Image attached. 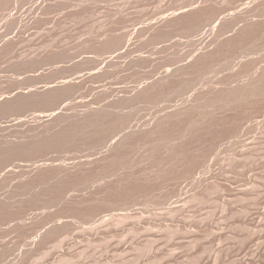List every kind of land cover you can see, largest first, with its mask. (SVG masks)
Instances as JSON below:
<instances>
[{"label":"rangeland","instance_id":"rangeland-1","mask_svg":"<svg viewBox=\"0 0 264 264\" xmlns=\"http://www.w3.org/2000/svg\"><path fill=\"white\" fill-rule=\"evenodd\" d=\"M48 1L0 0V264H264V96L232 63L263 66L262 36L191 63L252 0Z\"/></svg>","mask_w":264,"mask_h":264},{"label":"bare ground","instance_id":"bare-ground-1","mask_svg":"<svg viewBox=\"0 0 264 264\" xmlns=\"http://www.w3.org/2000/svg\"><path fill=\"white\" fill-rule=\"evenodd\" d=\"M51 1H52V0H49L48 2L50 3ZM205 1H207V0H205ZM205 1H204V2H205ZM208 1H210V0H208ZM211 1H212V0H211ZM211 1H210V2H211ZM204 2H203V4H204L203 8L206 7L205 5L207 4L206 2H205L206 4H205ZM210 2H209V3H210ZM46 3H47V2H46ZM51 3H52V2H51ZM54 3H55V1H54ZM54 3H53V4H54ZM55 5H56V3H55ZM55 5H54V6H55ZM200 5H202V3H201ZM208 5H209V4H208ZM208 5H207V6H208ZM49 6H51V5L49 4ZM49 6H48V4H47V7H49ZM211 6H212V4L208 6L209 8H205V9L208 10V9L211 8ZM200 7H201V6H200ZM212 7H213V6H212ZM44 8H45L46 10L48 9V12H50V11H52V9L50 10V8H55V7H53V5H52V7L46 8L45 5H44ZM201 8H202V7H201ZM203 8H202V9H203ZM241 8H242V7H241ZM236 9H237L238 11H237L236 13L234 12V13H235V17H234L232 20H230V21H227V20H226V21H222V20H221L222 23H221V26H220V28H219V34H220V36H222V37L225 35L224 33H226V32L231 31V33H230V34L228 33L229 35H228L225 39H224V37H223V38L219 37L220 39H222L220 42H218L219 40H218V38H217L218 41L215 43V40H216V38H215V39H214V43L212 42L213 44H209V45H208V44H207L208 42L206 43L207 45L204 44L203 49L201 48V49H202L201 53L198 55L197 58L194 57L195 59H193V61H192L191 63H194V62L197 61V64H198V63H201V62H204V61L206 62V61H207L208 59H210V58L213 59L212 56L215 55L216 52L219 53V50H221V49H225V47H227L228 45H230V44H231L232 42H234V41H235L234 43H236L237 38L239 39V37H245V36H247V35H249V34H250V36H248V37H251V33H254V32H257V33H258V34L256 33L255 36H256V35L258 36L259 34H261V35H260V37L262 36V42H261V43H263V46H264V0H252L248 5H246V6H245L244 8H242L241 10H239L240 8H236ZM49 10H50V11H49ZM202 11H203V13H205L204 11H206V10L203 9ZM208 12H209V10H208ZM201 13H202V12H201ZM234 13H233V14H234ZM205 14H207V11H206ZM205 14H203L202 16H204ZM202 16H201V17H202ZM219 20H220V19H219ZM202 22H203V21H202ZM204 23H205V22H204ZM219 23H220V22H219ZM217 24H218V23H217ZM203 25H205V24L202 23V26H203ZM200 26H201V24H200ZM198 27H199V26H198ZM198 27H197V28H198ZM216 27H218V25H217ZM199 29H202V27H200ZM216 30H217V29H216ZM226 35H227V33H226ZM226 35H225V36H226ZM249 39H250V38H249ZM252 39H253V38H252ZM258 39H259V37H258L256 40H258ZM242 40L245 41L246 39H245V40H244V39H241V41H240L241 44L243 43ZM112 41H113V40H112ZM253 41H254V40H253ZM109 42H110V41H109ZM240 42L238 41V43H236V44L238 45V44H240ZM245 43H246V42H245ZM111 44H112V43H111ZM248 44L250 45V42H249ZM202 45H203V44H202ZM111 46H112V45H111ZM261 46H262V44H261ZM49 47H50V46H49ZM183 47H184V46H183ZM228 47H229V46H228ZM228 47H227V48H228ZM259 47H260V43H259ZM51 48H52V52H53L54 47H51ZM186 48H187V47H186ZM232 48H233V45H232ZM246 48H247V47H246ZM46 49H48V48H46ZM58 49H60V48L58 47ZM174 49H175V48H174ZM199 49H200V48H199ZM199 49H198V50H199ZM228 49H229V48H228ZM230 49H231V48H230ZM252 49H253V48H252ZM257 49H260V48H257ZM56 50H57V49H56ZM225 50H226V49H225ZM242 50H243V49H242ZM41 51L43 52V50H41ZM41 51H39V52H41ZM48 51H49V50H48ZM48 51L45 50L44 53H46V52H48ZM50 51H51V50H50ZM57 51H58V50H57ZM174 51H175V50H174ZM177 51H179V48H178ZM182 51H183V50H182ZM195 51H196V50H195ZM232 51H233V49H232ZM246 51H247V50H246ZM258 51H259V50H258ZM258 51H256V52L258 53ZM260 51H261V49H260ZM42 52H41V53H42ZM189 52H190V51H189ZM221 52H224V51L221 50ZM242 52H244V51H242ZM242 52H241V53H242ZM37 53H38V52H37ZM37 53H36V54H37ZM41 53H40V54H41ZM44 53H43V54H44ZM164 53H165V52H164ZM167 53H168V52H167ZM187 53H188V52L186 51V53L180 55V57H182L183 55H185V54H187ZM192 53H193V51H191V54H192ZM248 53H250V52L248 51ZM248 53H247V54H248ZM251 53H252V52H251ZM251 53H250V54H251ZM36 54H35V55H36ZM38 54H39V53H38ZM197 54H198V53H197ZM35 55H34V57H37V56H35ZM47 55H48V53H47ZM169 55H170V54H169ZM171 55H172V54H171ZM171 55H170V56H171ZM177 55H178V54H177ZM192 55H194V54H192ZM241 55H242V54H241ZM244 55H245V53H244ZM32 56H33V55H32ZM38 56H39V55H38ZM44 56H45V55H44ZM167 56H168V55H167ZM170 56H169V57H170ZM173 56H174V54H173ZM217 56H218V55L216 54L215 57H217ZM261 56L263 57V54H262ZM261 56H260V58H262ZM40 57H41V55H40ZM175 57L177 58V56H175ZM180 57H179V58H180ZM189 57H190V56H189ZM219 57H221V55H220ZM238 57H239V56H237L235 59H237ZM245 57H246V56H245ZM245 57H244V58H245ZM257 57H258V56H257ZM38 58H39V57H38ZM41 58H42V57H41ZM244 58H243V59H240V58H239L240 60L237 59V60H235V62H232V63H234V65H235L236 67H238L237 70H239L240 72H241L243 69H246V68H247V70H248L249 73H250V74H249V77H252V78L249 79L250 82H249V81H248V82L245 81V80H246L245 78H240V79H241L240 82H244V81H245L246 84H247V83H249V84L245 85V84H244L245 82H244V83H243L244 85H243L242 83L239 82L240 84H242V86L239 87V85H238V83H237L236 86L238 85L237 87H239V88L235 87V86H234V85H235V84H234L235 82H234V80L231 79V78L233 77V75H232L231 77H230V75H229V74H230V71H229V74H228V76H229V78H230L229 81H228V79H227V81L225 80V81H226L225 83H224V82H221V81H223L224 79H226V78H224L223 80H220V83H222V84H224V85H226V84L229 85L230 80H232V81L234 82V83H233L234 85L231 86V88H232V89H231V88H230V85H231L232 83H230V85H229L228 88H230V89L233 90V91L235 90V89H233V86H234V88H237V89H236L237 92L235 91L234 93H238L237 95H238V96H241V98H248V100H249V99H253V97H256V96H259V97H260V96H264V65H263V66L261 65V67H260V65H259V68H256L255 64H257L258 60H257V62L255 63V61H252V60H250L249 58H246V59H244ZM253 58H254V57H253ZM27 59H29V58H27ZM27 59H25V60H27ZM30 59H31V58H30ZM30 59H29V60H30ZM33 59H34V58H33ZM42 59H43V58H42ZM171 59L174 60L175 58L171 57ZM232 59H234V58H232ZM256 59H257V58H256ZM258 59H259V57H258ZM262 59H264V57H263ZM262 59H261V61H262ZM25 60H24V62H25ZM37 60H39V59H37ZM157 60L159 61V59H157ZM181 60H182V59H181ZM191 60H192V59H191ZM214 60H215V58H214ZM39 61H41V60H39ZM158 61H156V62H158ZM161 61H162V60H161ZM189 61H190V60H188V62H189ZM216 61H217V60H216ZM216 61H214L213 63H216ZM231 61H232V60H231ZM233 61H234V60H233ZM29 62H30V61H29ZM29 62H28V61L26 62V64L28 65V67H27V65H25V64L23 63V60H21V63H23V64H22L23 66H22V65H20V66L24 67V65H25V67H27V68H26V69H25V68H23V69L20 68V69H21V70H24V69H25V70L27 71V69L30 67V65H29L30 63H29ZM34 62H35V60H34ZM36 62H37V64H39L38 61H36ZM229 62H230V61H229ZM32 63H33V61H32ZM32 63H31V64H32ZM159 63H160V62H159ZM232 63H228V64H232ZM17 64H20V61H19V63H17ZM35 64H36V63H35ZM143 64H144V63H143ZM185 64H186V63H185ZM221 64H222V63H221ZM223 64H224V63H223ZM228 64H227V65H228ZM259 64H260V61H259ZM261 64H262V62H261ZM14 65L17 66L16 64H14ZM158 65H159V64H158ZM204 65H205V64H204ZM209 65H211V64H209ZM212 65H213V64H212ZM214 65H216V64H214ZM218 65H219V64H218ZM232 65H233V64H232ZM232 65H230V66H232ZM257 65H258V64H257ZM185 66H186V65H185ZM187 66H188V65H187ZM187 66H186V67H187ZM200 66H201V65H199V67H200ZM216 66H217V65H216ZM220 66H221V65H220ZM224 66H225V64H224ZM224 66H222L223 69H224ZM32 67H33V66H31L30 68H32ZM34 67H35V66H34ZM183 67H184V66H183ZM188 67H189V66H188ZM197 67H198V66H197ZM211 67H212V66H211ZM232 67H234V66H232ZM232 67H231V68H232ZM12 68H13V66H12ZM15 68H16V67H15ZM15 68L12 69V70H15ZM181 68H182V67H181ZM193 68H194V67H193ZM195 68H196V67H195ZM218 68H219V67H218ZM222 68L220 67V68L218 69V71H219L220 69H222ZM229 68H230V67H229ZM229 68L227 67V68H225L224 70L226 71V69H229ZM231 68H230V69H231ZM33 69H34V68H33ZM189 69H191V70L193 71L192 67L189 68ZM199 69H200V68H199ZM254 69H255V70H254ZM29 70H30V69H29ZM180 70H181V69H180ZM182 70L184 71V74L182 73V72H183V71H182V72H181V77H183L185 74H187V73H186L187 71H186L185 69L182 68ZM187 70H188V68H187ZM194 70H195V69H194ZM208 70H209V69H208ZM215 70H216V68H215ZM233 70H236V69H233ZM17 71H18V70H17ZM30 71H31V70H30ZM185 71H186V72H185ZM195 71H197V70H195ZM195 71L192 72V74H191L192 76L195 74ZM221 71H223V70H221ZM231 71H232V70H231ZM243 71H244V70H243ZM248 71L246 72V70H245L244 73L241 72V75L244 77V74H246V73L248 74ZM20 72H21V71H20ZM28 72H29V71H28ZM172 72H173V71H172ZM172 72H171V73H172ZM175 72H176V71H175ZM179 72H180V71H179ZM210 72H211V71H209V73H210ZM219 72H220V71H219ZM236 72H237L236 77L238 76V78H239L240 72H238V71H236ZM171 73L168 74L169 76L171 75L170 77L167 76V75H166V76H167V78L169 77L168 79H171V80H172V78H173L172 75H173V74H171ZM190 73H191V71L189 72V74H190ZM193 73H194V74H193ZM199 73H201V71H200ZM209 73H208V74H209ZM221 73H222V72H221ZM221 73H216V74H214V73H210V74H213L212 76H215V75H216V76H217L216 79L219 80L220 78H218V77H220V76L217 75V74H220V75H221ZM226 73H227V72H226ZM242 73H243V74H242ZM182 74H183V76H182ZM189 74H188V75H189ZM196 74H198V71H197ZM201 74H202V73H201ZM235 74H236V73H235ZM235 74H234V76H235ZM247 74H246V76H247ZM202 75H204V74H202ZM202 75H201V76H202ZM241 75H240V77H242ZM250 75H252V76H250ZM174 76H176V75L174 74ZM189 76H190V75H189ZM192 76H191V77H192ZM207 76H208V75H207ZM207 76H206V77H207ZM171 77H172V78H171ZM206 77H205V78H206ZM221 77H222V76H221ZM223 77H224V76H223ZM225 77H226V76H225ZM247 77H248V76H247ZM249 77H248V78H249ZM167 78L165 77V79H167ZM175 78H176V77H175ZM175 78H174V79H175ZM177 78H178V77H177ZM185 78L187 79L186 76L183 77V79H185ZM188 78L190 79V77H188ZM201 78H202V77H201ZM201 78H200V79H201ZM205 78H203V79H205ZM210 78H211V75H210ZM210 78H208V79H210ZM227 78H228V77H227ZM233 78H234V79H237V78H235V77H233ZM168 79H167V80H168ZM192 79H193V78H192ZM198 79H199V77H198ZM200 79H199V80H200ZM240 79H239V80H240ZM243 79H245V80L243 81ZM171 80H169V81H171ZM211 80H212V78H211ZM211 80H210V81H211ZM173 81H174V80H173ZM208 81H209V80H208ZM208 81H207V82H208ZM216 81H217V80H215V82H214L215 84H216ZM232 81H231V82H232ZM235 81H236V80H235ZM166 82H168V81H166ZM166 82H165V83H166ZM182 82H184V81H182ZM191 82H192V81H191ZM195 82H196V81H195ZM195 82H194V85H196ZM201 82H202V81H201ZM217 82H218V81H217ZM237 82H238V81H237ZM163 83H164V82H163ZM165 83H164V84L161 83L162 85H161V84H156V85H161V86L164 87V86L166 85ZM173 83H174V86H175L176 83H175V82H173ZM187 83H188V82H187ZM197 83H198V82H197ZM204 83L207 85L206 82H204ZM208 83H209V82H208ZM212 83H213V82H212ZM170 84H171V83H170ZM178 84L181 85V83H179V82L177 83V85H178ZM199 84H200V83H199ZM201 84H202V83H201ZM205 84H204L203 86H205ZM210 84H211V82H210ZM215 84H212V86H213V85L215 86ZM222 84H221V85H222ZM156 85H154V87L157 89L158 86L156 87ZM172 85H173V84H172ZM172 85H170V88H167V89H166L167 93H168V91H169L168 89L171 90V88L174 87V86H172ZM177 85H176L175 87H176V89H177V91H178V90H180L179 88H182V87H183L184 83H183L182 87H179V88L177 87ZM179 85H178V86H179ZM188 85H189V84H188ZM217 85H218V83H217ZM161 86H160L159 88L164 89V88L168 87V86H166V87L163 88V87H161ZM171 86H172V87H171ZM184 86H185V85H184ZM191 86H193V84H192ZM198 86H199V85H198ZM210 86H211V85H210ZM210 86H209V88H210ZM212 86H211V88H212ZM185 87H187V84H186ZM185 87H183V88H185ZM188 87H189V86H188ZM188 87H187V88H188ZM205 87H206V86H205ZM217 87H218V86H217ZM222 87H223V85H222ZM222 87H221V88H222ZM226 87H227V86H225V88H226ZM152 88H153V87H151V89H152ZM183 88H182V89H183ZM200 88H202V87H200ZM221 88H219V89H221ZM225 88H224V89H225ZM148 89H149V91L152 92V90H151L150 88H148ZM156 89H155V91H156ZM173 89H175V88H173ZM173 89H172V90H173ZM176 89H175V90H176ZM189 89H190V87H189ZM205 89H206V88H205ZM213 89H214V91H216V90H215L216 88H213ZM219 89H218V91H219ZM143 90H145V89H143ZM185 90H186V89H185ZM200 90H201V89H200ZM200 90H199V91H200ZM202 90H204V89H202ZM207 90H208V89H207ZM210 90H211V89H210ZM222 90H223V89H222ZM231 90H230V91H231ZM141 91H142V90H141ZM141 91L139 90V92H135V93L138 94V93H141ZM146 91L148 92L147 89H146ZM153 91H154V89H153ZM157 91H158V89H157ZM164 91H165V89H164ZM173 91H174V90H173ZM181 91H183V90H181ZM186 91H187V90H186ZM191 91H192V90H191ZM220 91H221V90H220ZM223 91H224V90H223ZM227 91H228V90H227ZM51 92H52V91H51ZM144 92H145V91H144ZM144 92H142V94H143ZM147 92H146V93H147ZM158 92H162V93H163V90L160 89ZM169 92H172V91H169ZM174 92H175V91H174ZM174 92H172V93L175 94ZM178 92H179V91H178ZM195 92H196V91H195ZM195 92H194V93H195ZM200 92H201V91H200ZM205 92H206V91H205ZM208 92H210V91H208ZM132 93L135 94L134 92H131V94H132ZM162 93H161V94H162ZM167 93L165 92L166 95H167ZM202 93H203V91H202ZM206 93H207V92H206ZM212 93H213V91H212ZM216 93H217V92H216ZM216 93H215V94H216ZM224 93H226V92H224ZM228 93H229V92H228ZM230 93H231V92H230ZM234 93L232 92V94H234ZM46 94H47V93H46ZM127 94H128V93H127ZM137 94L135 95V97H133V96L130 95V94H129L130 96H129V95H126V96H129V97H131V96L133 97V99H132V98H129V102H128V100H126V99H125V101H127L126 103H124L125 101H124V102L122 101L123 99L119 100V104H117V103L115 102L116 105H121L120 103L122 102V105L119 106V108H120L121 110L118 109V108H114V109H116L117 111L120 110L121 113H124V114H123L124 116H123V115L121 116V117H123V120H124V117L127 116V114H128L126 111H125L126 113L124 112V110L126 109L125 107H126L127 105L129 106V104H132V105L134 104V103H132L131 101L134 100V99L136 98V96H139V94H138V95H137ZM142 94H141V95H142ZM152 94H153V93H150L151 96H152ZM157 94H159V93H157ZM157 94H156V95H157ZM163 94H164V93H163ZM163 94H162V96H163ZM165 94H164V96H163L164 99H166L165 97H167V96H165ZM180 94H182V93H180ZM180 94H178V96H179ZM184 94H185V93H184ZM184 94H183V95H184ZM203 94H204V93H203ZM232 94H231V95H232ZM44 95H45V94H44ZM47 95L51 96V95H53V94H52V93H49V94H47ZM54 95H55V92H54ZM147 95H149V92L147 93ZM171 95H172V94H170V96H169L170 98H171ZM192 95H194V94H192ZM197 95H198V94H197ZM197 95H196V96H197ZM224 95H225V94H224ZM227 95H228V94H226V96H227ZM234 95H235V94H234ZM144 96H145V94H144ZM144 96L141 97V99L144 98V100H145V98H147V96H146V97H144ZM159 96H160V95H159ZM172 96L174 97V95H172ZM198 96H200V95H198ZM235 96H236V95H235ZM235 96H234V99L237 97V96H236V97H235ZM44 97H47V96H44ZM148 97H149V96H148ZM155 97H156V96H155ZM160 97H161V96H160ZM160 97H159V98H158V97L155 98V99H157L156 101H160V100H158V99H160ZM200 97H201V96H200ZM202 97H203V96H202ZM206 97H207V96H206ZM206 97H205L204 100H206ZM224 97H225V96H224ZM122 98H125V95H124V97H122ZM126 98H127V97H126ZM149 98H153V97H149ZM149 98H147V99H149ZM161 98H162V97H161ZM170 98H169V99H170ZM176 98H177V97H176ZM181 98H182V97H181ZM196 98H197V97H195V100H196ZM211 98H212V97H211ZM231 98L233 99V97H231ZM237 98H238V97H237ZM47 99H49V98H47ZM139 99H140V97H139ZM139 99H137V100L139 101ZM153 99H154V98H153ZM172 99H173V98H172ZM174 99H175V97H174ZM198 99H199V97H198ZM234 99H233V100H234ZM130 100H131V101H130ZM151 100H152V99H151ZM162 100H163V99H162ZM162 100H161V101H162ZM166 100H167V99H166ZM170 100H171V99H170ZM181 100H182V99H181ZM183 100H185V99H183ZM186 100H187V99H186ZM188 100H189V99H188ZM188 100L185 101V102H187L186 104H188V105H186L185 102H183V104H182L181 107L185 106V107L187 108V106H189V107L191 108L192 105H193V102L191 101L190 103H188ZM202 100H203V99H202ZM227 100H228V99H227ZM230 100H231V99H229V101H230ZM233 100H232V101H233ZM120 101H121V102H120ZM134 101L137 102L136 100H134ZM134 101H133V102H134ZM141 101H143V100H141ZM147 101H149V100H147ZM147 101H146V102H147ZM163 101H164V100H163ZM189 101H190V100H189ZM245 101H246V100H245ZM252 101H253V100H252ZM130 102H131V103H130ZM146 102H145V103H146ZM152 102H153V101H152ZM165 102H166V101H165ZM173 102H174V101H173ZM194 102L196 103V101H194ZM222 102H225V101L223 100ZM226 102H227V101H226ZM226 102H225V103H226ZM113 103H114V102H113ZM143 103H144V102H143ZM148 103H149V102H148ZM148 103H147V104H148ZM157 103H158V102H157ZM161 103H162V102H161ZM161 103H160V104H161ZM167 103H168V102H167ZM195 103H194V105H195ZM219 103H220V102H219ZM115 104H114V107H115ZM147 104H145L146 107L148 106ZM153 104H155V103H153ZM158 104H159V103H158ZM162 104H163V103H162ZM175 104H176V103H175ZM228 104H229V103H228ZM228 104H227V105H228ZM108 105H109V104H107L106 106H107V109L109 110L110 107L108 108ZM111 105H112V104H111ZM111 105H109V106H111ZM137 105H138V104H137ZM139 105H140V104H139ZM149 105H150V104H149ZM155 105H156V104H155ZM172 105H173V104H171V107H172ZM176 105H177V104H176ZM180 105H181V104H180ZM190 105H191V106H190ZM222 105H224V103H223ZM227 105H226V106H227ZM112 106H113V105H112ZM112 106H111V107H112ZM140 106H141V105H140ZM143 106H144V105L142 104V107H143ZM153 106H154V105H153ZM157 106H159V105H157ZM167 106H168V105H167ZM167 106L164 105L163 107H167ZM214 106H215V105H214ZM217 106H219V104H218ZM220 106H221V105H220ZM117 107H118V106H117ZM151 107H152V106H151ZM160 107H161V106H160ZM169 107H170V105H169ZM169 107H168V109H169ZM181 107H179V108H181ZM185 107H183V108L186 109ZM189 107H188V108H189ZM224 107H225V106H224ZM224 107H223V109H224ZM129 108H131V107H129ZM129 108H128V109H129ZM133 108H134V107H133ZM135 108H136V107H135ZM137 108H138V107H137ZM137 108H136V109H137ZM173 108H174V107H173ZM177 108H178V107H177ZM179 108H178V110L176 109L178 112L174 111L175 108H174V110H173L174 112H173V111L171 110V108H170V111H171L170 113H172L171 115H173V114H175L174 116H176V115H181V112H179V110H180ZM183 108H181V109H183ZM188 108H187V109H188ZM190 108H189V109H190ZM107 109H106V107H105V111H106ZM111 109H112V111H111V112H106V114H107V113H110V115L113 117V114H111V113L113 112V108H111ZM111 109H110V110H111ZM156 109H158V108H156ZM163 109H165V108H163ZM163 109H162V110H163ZM215 109H216V107H215ZM116 110H114V111H116ZM133 110H134V109H133ZM133 110H132V111H131V110H128V112L131 111L132 114H134ZM141 110H142V109H141ZM154 110H155V109H154ZM159 110H160V109H159ZM159 110H158V111H159ZM166 110H167V109H166ZM217 110H218V107H217ZM137 111H138V110H137ZM137 111H136V112H137ZM152 111H153V110H152ZM155 111H156V110H155ZM164 111H165V110H164ZM164 111H163V112H164ZM180 111H181V110H180ZM184 111H185V110H184ZM218 111H219V110H218ZM222 111H223V110H222ZM222 111H221V112H222ZM131 112L129 113L130 116H131ZM153 112H154V111H153ZM156 112H157V111H156ZM160 112H161V111H160ZM168 112H169V110H168ZM175 112H176L177 114H176ZM216 112H217V111H216ZM216 112H215V113H216ZM225 112H226V111H225ZM113 113H114L115 115L118 116L117 113H119V112H117V113H116V112H113ZM121 113H119V116L121 115ZM157 113H159V112H157ZM165 113H167V112H165ZM182 113H184L183 110H182ZM219 113H220V112H219ZM219 113H218V114H219ZM106 114H105V117H106ZM125 114H126V115H125ZM129 114H128V115H129ZM167 114H168V113H167ZM184 114H185V113H184ZM209 114H210V113H209ZM110 115L108 114L109 117H106L107 119L104 117V118L106 119L105 121H103V120H104L103 117H100V119L102 118V119H101V122H102V121H103V123H104V122H107V121L109 122L108 118L110 119ZM115 115H114V117H115ZM137 115H138V114H137ZM155 115H156V114H155ZM157 115H158V114H157ZM163 115H164V114H163ZM169 115H170V114H169ZM171 115H170V116H171ZM182 115H183V114H182ZM214 115H215V114H214ZM216 115H217V114H216ZM117 116H116V117H117ZM119 116H118V117H119ZM160 116H161L162 118H165L167 115H164L165 117H163L162 115H160ZM160 116H159V117H160ZM170 116H169V117H166V120H167V118L169 119ZM64 117H65V115H64ZM97 117H99V116H97ZM116 117H115V118H116ZM118 117H117V118H118ZM132 117H134V116H132ZM132 117H131V118H132ZM159 117H158V119H156V121L159 120ZM161 117H160V118H161ZM91 118H92V117H91ZM125 118H126V117H125ZM162 118H161L160 121H163V122H164L165 120H163ZM204 118H205V117H204ZM62 119L65 120L66 118H62ZM98 119H99V118H98ZM119 119H120V121H121V118H119ZM126 119H128V116H127ZM132 119H135V118H132ZM136 119H139V118L136 116ZM136 119H135V120H136ZM64 120H62V121L64 122ZM77 120H78V119H77ZM82 120L84 121V120H86V118H85V119H81V123H83ZM87 120H88V118H87ZM87 120H86V122L88 123V122H91V121L93 120V118H92V119H89L90 121H87ZM112 120H114V119L112 118ZM112 120H110V121L112 122ZM115 120H117V119H115ZM115 120H114L113 122H115ZM129 120H130V118H129ZM129 120H128V121H129ZM68 121H69V120H68ZM96 121H97V118H95V121L93 120L92 122H93V123L95 122V124H96L97 122H98V123L100 122V121H97V122H96ZM126 121H127V120H126ZM130 121H131V120H130ZM156 121H154V122H156ZM60 122H61V121L59 120V123H60ZM74 122H75V121H74ZM74 122H73V125H74L75 123L77 124V126L81 124L80 122H79V124H78L77 122H75V123H74ZM111 122H109V123H111ZM116 122H117V121H116ZM116 122L114 123V125L117 124ZM154 122H153V123H154ZM163 122H162V123H163ZM103 123H102V124H103ZM118 123H119V122H118ZM127 123H128V122H127ZM132 123L134 124L133 120H132ZM156 123L161 124V123H159L158 121H157ZM60 124H63V123H60ZM64 124H65V123H64ZM71 124H72V123H71ZM71 124H70V126H71ZM85 124H86V123H85ZM88 124H89V123H88ZM95 124H94L93 126H95ZM100 124H101V123H100ZM106 124L108 125V123H106ZM121 124H123V123L121 122ZM73 125H72V128H73ZM82 125H83V124H82ZM90 125H91V123H90ZM90 125H89V126H90ZM112 125H113V124H112ZM125 125H126V124H125ZM125 125H121V126L124 127ZM70 126H68V127H70ZM85 126H88V125L86 124V125H84V127H85ZM98 126H99V125H98ZM102 126H103V125H102ZM105 126H106V125H105ZM105 126H103V127H105ZM115 126H116V125H115ZM126 126H127V125H126ZM129 126H130V124H129ZM131 126H132V125H131ZM158 126H159V125H157V127H158ZM256 126H257V125H256ZM68 127H67V128H68ZM75 127H76V125H75ZM79 127H80V126H79ZM81 127H83V126H81ZM99 127H100V126H99ZM116 128H117V127H116ZM118 128H119V127H118ZM254 128H255V127H254ZM73 129H74V128H73ZM105 129H106V128H105ZM107 129H108V127H107ZM110 129H111V128H110ZM122 129L124 130V128H122ZM128 129H130V128H128ZM70 130H71V129H70ZM125 130H126V129H125ZM252 130H253V129H252ZM67 131L69 132V130H67ZM117 131H118V130H117ZM117 131H115V132L117 133ZM249 131H250V130H249ZM64 132H65V131H64ZM66 133H67V132H66ZM248 133H249V132H248ZM60 134H62V133H60ZM63 134H64V133H63ZM63 134H62V135H63ZM42 140H43V139H42ZM253 222H254V219H251V220L249 221V223H248V224H249V228H250V230H251V234H250L251 238H254V236H255V234H254V232H253V230H252V228H251V226L253 227ZM251 262H253V261L251 260Z\"/></svg>","mask_w":264,"mask_h":264}]
</instances>
